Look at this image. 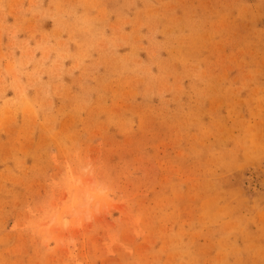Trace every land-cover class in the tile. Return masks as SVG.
Here are the masks:
<instances>
[{
	"label": "rangeland",
	"instance_id": "1",
	"mask_svg": "<svg viewBox=\"0 0 264 264\" xmlns=\"http://www.w3.org/2000/svg\"><path fill=\"white\" fill-rule=\"evenodd\" d=\"M0 264H264V0H0Z\"/></svg>",
	"mask_w": 264,
	"mask_h": 264
}]
</instances>
